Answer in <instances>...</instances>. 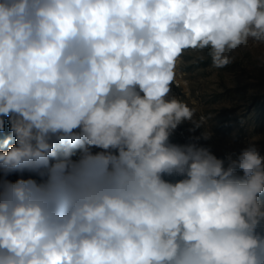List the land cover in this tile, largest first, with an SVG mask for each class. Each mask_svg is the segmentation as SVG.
<instances>
[{
	"label": "clouds",
	"instance_id": "1",
	"mask_svg": "<svg viewBox=\"0 0 264 264\" xmlns=\"http://www.w3.org/2000/svg\"><path fill=\"white\" fill-rule=\"evenodd\" d=\"M249 40L264 0H0V264H264V154L170 139L180 56Z\"/></svg>",
	"mask_w": 264,
	"mask_h": 264
},
{
	"label": "rangeland",
	"instance_id": "2",
	"mask_svg": "<svg viewBox=\"0 0 264 264\" xmlns=\"http://www.w3.org/2000/svg\"><path fill=\"white\" fill-rule=\"evenodd\" d=\"M229 55L232 62L220 68L213 66L208 49L186 50L177 60L171 95L195 108L194 119L205 117L207 124L191 131L193 126L185 122L181 126L188 140L180 143L172 135L171 142L186 144L198 137L196 142L210 148L218 158L226 153L239 154L251 143L264 154V42L249 40ZM205 133L210 134L208 139L203 138ZM10 135L6 120L0 145ZM78 155L79 150L73 159ZM28 176L25 173L23 178ZM18 178L20 174L8 177L12 181ZM165 179L174 182L180 177Z\"/></svg>",
	"mask_w": 264,
	"mask_h": 264
},
{
	"label": "built area",
	"instance_id": "3",
	"mask_svg": "<svg viewBox=\"0 0 264 264\" xmlns=\"http://www.w3.org/2000/svg\"><path fill=\"white\" fill-rule=\"evenodd\" d=\"M173 135L175 139L180 143H185L188 140L187 132L185 131V129L182 128L181 125L175 130ZM226 154L222 155L220 158H224Z\"/></svg>",
	"mask_w": 264,
	"mask_h": 264
}]
</instances>
